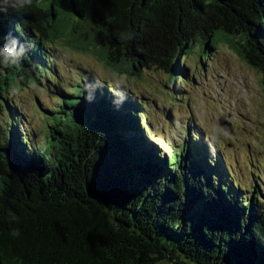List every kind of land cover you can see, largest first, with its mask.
<instances>
[{"label":"trees","instance_id":"trees-1","mask_svg":"<svg viewBox=\"0 0 264 264\" xmlns=\"http://www.w3.org/2000/svg\"><path fill=\"white\" fill-rule=\"evenodd\" d=\"M217 30L264 96V0H0V99L13 118L0 144V264H264L256 186L240 196L190 133L179 156L157 148L128 90L88 76L45 115L33 149L7 96L53 74L46 42L167 71L196 43L213 49Z\"/></svg>","mask_w":264,"mask_h":264},{"label":"rangeland","instance_id":"rangeland-1","mask_svg":"<svg viewBox=\"0 0 264 264\" xmlns=\"http://www.w3.org/2000/svg\"><path fill=\"white\" fill-rule=\"evenodd\" d=\"M212 41L213 49L196 43L188 52H182L181 68L172 65L167 71L157 67L127 70L79 49L78 41L71 45L61 40L55 44L46 42L47 50L53 54V74L44 75L38 84L15 82L7 96L17 106L16 116L28 135L25 138L29 147L43 148L47 134L45 115L59 107L63 99L72 98V89L82 80L81 86L89 81L88 76L99 78L128 90L138 99L141 116L147 118L148 124L142 120L141 127L148 140H155L157 148L167 150L171 158L179 156L186 134H191L193 143L209 148L208 154L215 160L211 167H223L239 185L240 196H254L256 186L255 193L260 192L264 202L261 74L232 49L231 36L217 30ZM221 116L233 131L226 132L219 125ZM12 119L0 99V144L8 139ZM199 149L204 152V148Z\"/></svg>","mask_w":264,"mask_h":264},{"label":"water","instance_id":"water-1","mask_svg":"<svg viewBox=\"0 0 264 264\" xmlns=\"http://www.w3.org/2000/svg\"><path fill=\"white\" fill-rule=\"evenodd\" d=\"M219 125L226 131V132H231L233 131V129L231 130L229 122L225 120L224 117H220L219 118Z\"/></svg>","mask_w":264,"mask_h":264},{"label":"clouds","instance_id":"clouds-1","mask_svg":"<svg viewBox=\"0 0 264 264\" xmlns=\"http://www.w3.org/2000/svg\"><path fill=\"white\" fill-rule=\"evenodd\" d=\"M31 2H32V0H26V4H27V5H30ZM13 6L16 7L15 5H13ZM145 132H146V131H145ZM18 234H19V233L16 232V231L13 232V235H18Z\"/></svg>","mask_w":264,"mask_h":264}]
</instances>
